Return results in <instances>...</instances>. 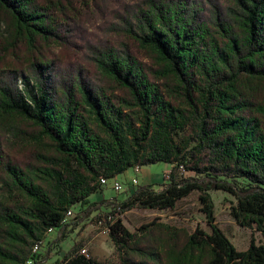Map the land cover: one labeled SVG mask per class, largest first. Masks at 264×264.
<instances>
[{
	"label": "trees",
	"instance_id": "1",
	"mask_svg": "<svg viewBox=\"0 0 264 264\" xmlns=\"http://www.w3.org/2000/svg\"><path fill=\"white\" fill-rule=\"evenodd\" d=\"M0 25V119L54 148L17 162L0 129V264H41L35 246L69 211L107 231L116 261L80 241L61 264H264V243L238 251L220 229L211 195L264 234V0H0ZM160 162L161 190L135 186L107 212L91 201L103 179ZM193 193L209 232L123 223Z\"/></svg>",
	"mask_w": 264,
	"mask_h": 264
},
{
	"label": "rangeland",
	"instance_id": "2",
	"mask_svg": "<svg viewBox=\"0 0 264 264\" xmlns=\"http://www.w3.org/2000/svg\"><path fill=\"white\" fill-rule=\"evenodd\" d=\"M4 31V26L0 25V38H4ZM0 129L4 135L5 150L17 162H31L39 155H49L54 150L52 144L48 140L40 138L38 129L27 120L13 116L1 118ZM170 170L171 165L163 162L147 166L141 173L133 168L129 169L126 173L110 180L102 191L91 197V201L98 204V211L107 212L112 204L123 203L128 199L133 188L132 180L134 178L138 180L139 185L154 184L157 186V190H161L166 182L165 175ZM115 182L122 184L121 191L118 192L114 189ZM211 195L215 205L216 223L238 251H246L253 239L257 245L264 243L263 233L258 232L255 228L240 227L233 220L230 211L235 199L232 196L222 192H212ZM200 210L198 194L193 193L178 204L176 211L156 212L136 209L124 215L123 223L131 232L151 223L154 219H160L159 222L188 234H191L197 227L209 232L206 217ZM90 218L83 219L79 227L74 225L76 218H73L66 232L61 234L59 229H56L55 235H48L41 249L45 264L48 261L55 262L54 264H57V261L61 262L71 247L80 241L87 243L86 249L98 261L102 263L109 259L116 261L114 248L108 234L103 232L101 225L92 223ZM71 226L74 230L71 229Z\"/></svg>",
	"mask_w": 264,
	"mask_h": 264
},
{
	"label": "built area",
	"instance_id": "3",
	"mask_svg": "<svg viewBox=\"0 0 264 264\" xmlns=\"http://www.w3.org/2000/svg\"><path fill=\"white\" fill-rule=\"evenodd\" d=\"M140 167H136L135 168V170L137 171V172H139L140 171ZM110 182V180H106V179H103L102 180V185L104 186V187H106L107 185H108V183ZM139 185V183H138V180L137 179H133L132 180V186L133 187H135V186H138ZM114 189L116 190V191H121L122 189H123V186H122V184L121 183H119V182H115L114 183ZM74 218V213L72 212V211H69L68 213H67V216H66V219H65V223L67 224V223H70V221L72 220ZM103 232L105 233V234H108L107 233V231H104L103 230ZM82 254H84V255H86L87 257H89V251L85 248V249H83L82 250V252H81ZM37 254H41V251H40V253H37ZM43 261V260H42Z\"/></svg>",
	"mask_w": 264,
	"mask_h": 264
},
{
	"label": "crops",
	"instance_id": "4",
	"mask_svg": "<svg viewBox=\"0 0 264 264\" xmlns=\"http://www.w3.org/2000/svg\"><path fill=\"white\" fill-rule=\"evenodd\" d=\"M144 168H145V167L141 168L139 172L141 173L142 170H143ZM134 170H135V168H134ZM135 171H136V170H135ZM68 229H69V228H68ZM68 229H67V230H68ZM55 232H56V231L52 232V233L49 234V235H55ZM42 248H43V244L41 245V249H42ZM42 255H43V254H42ZM43 256H44V255H43ZM57 262H58V261H57ZM57 262H56V263H57ZM54 263H55V262H52V261H48V262H47V264H54ZM58 263L61 264V262H58ZM41 264H45V260H43V261L41 262Z\"/></svg>",
	"mask_w": 264,
	"mask_h": 264
},
{
	"label": "bare ground",
	"instance_id": "5",
	"mask_svg": "<svg viewBox=\"0 0 264 264\" xmlns=\"http://www.w3.org/2000/svg\"><path fill=\"white\" fill-rule=\"evenodd\" d=\"M40 246L39 245H37V246H35V248H34V252L35 253H38L39 251H40ZM29 264H33L32 262H29Z\"/></svg>",
	"mask_w": 264,
	"mask_h": 264
}]
</instances>
